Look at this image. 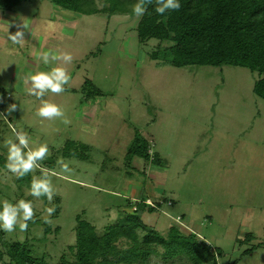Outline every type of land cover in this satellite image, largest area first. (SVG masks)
<instances>
[{"label":"rangeland","instance_id":"1","mask_svg":"<svg viewBox=\"0 0 264 264\" xmlns=\"http://www.w3.org/2000/svg\"><path fill=\"white\" fill-rule=\"evenodd\" d=\"M93 3L98 10L106 6L102 0ZM134 18L105 11L79 14L50 0H23L0 10V154L6 164L5 141L13 137L12 127L22 128L33 142L48 145L42 165L58 173L49 202L30 196V183H18L0 166V200H30L34 220H40L58 198L49 227L59 231L47 234L51 245L43 239L37 249L53 263L59 249L73 244L77 214L100 234L141 207L137 215L147 227L163 233L175 225L219 248V264H264V99L252 91L256 72L230 65L175 67L150 59L147 51L155 41L138 42ZM22 24L29 26L25 38L14 44L7 37ZM42 52L73 56L65 91L44 97L62 108L68 124L37 116L41 101L26 92L29 73L54 66L37 58ZM85 79L98 89L95 94L87 92L91 86L82 89ZM9 104L17 105L10 115ZM135 134L146 140L154 162L150 156L146 163L139 156L128 158ZM60 161L71 171L62 172ZM146 199L156 208L137 205ZM27 231L17 227L3 239L38 236L41 225L29 224ZM136 231L141 238L145 230ZM247 232L252 238L244 240ZM148 264L190 263L184 255L151 254Z\"/></svg>","mask_w":264,"mask_h":264},{"label":"trees","instance_id":"2","mask_svg":"<svg viewBox=\"0 0 264 264\" xmlns=\"http://www.w3.org/2000/svg\"><path fill=\"white\" fill-rule=\"evenodd\" d=\"M23 0H0V10L8 11ZM55 6L71 10L79 14H92L105 11L128 14L135 17L132 28L140 44H146L153 39L147 55L157 62H166L175 67L186 65H222L240 66L256 72L252 91L264 99V0H179V10L166 12L163 15L155 11V0L147 5L144 16L137 18L132 9L137 0H102L106 2L104 9L98 10L93 0H50ZM91 86L87 92L92 95L98 89L85 79L82 89ZM126 154L130 159L139 156L146 163L148 145L145 139L134 135ZM152 162L156 157L152 153ZM0 154V166H5ZM29 174L17 182L31 183ZM44 198V197H42ZM145 200V199H144ZM144 200L137 201L152 210L154 206ZM56 213H58V198ZM140 209H142L140 207ZM124 216L123 221L109 223L98 234L94 226L76 215L73 226L74 241L72 245L59 249V260L56 263L47 259L46 251H38L43 239L50 244L49 232L57 233L58 226L52 230L42 219L29 222L30 225H41L40 235H31L23 240L5 241V232L0 230V262L3 264H148L151 254H158L161 259L184 255L190 264H219L221 255L219 248H212L204 240L192 232H181L178 226L169 225L165 232L154 227H147L137 215L140 210ZM145 230L138 236L136 228ZM29 233V231H27ZM244 240L252 238L247 232ZM31 242H30V241ZM244 240H239L244 241ZM36 243L37 248L33 246ZM45 243V244H46ZM159 246L161 249H157ZM255 246L247 248L243 253H250ZM58 249V248H57ZM66 249V252L64 251ZM70 250V256L67 251ZM213 250V251H212Z\"/></svg>","mask_w":264,"mask_h":264},{"label":"clouds","instance_id":"3","mask_svg":"<svg viewBox=\"0 0 264 264\" xmlns=\"http://www.w3.org/2000/svg\"><path fill=\"white\" fill-rule=\"evenodd\" d=\"M153 0H137L133 6V13L137 18L144 16L147 11V5ZM157 5L155 11L163 15L166 12L179 10L181 7L179 0H155ZM27 24H22L14 33L8 35V39L14 44H22L25 38V31L28 30ZM45 65L54 63V66L48 71L38 70L29 73L24 80L26 92L41 101L36 111V115L47 120L63 118V123L68 124L70 121L66 118L64 111L56 103L45 100L47 93L59 95L65 91V85L69 84L71 76L66 65L71 64L73 56L69 52H62L53 55L49 52H42L37 57ZM17 108L16 104H9L7 113L10 115ZM5 118H7L5 116ZM13 137L5 141L7 149L6 170L14 177L21 179L25 176L39 171L40 175H33L29 188V195L40 199L46 198L49 202L53 201L56 195L52 183V177L58 175L42 165L49 155V147L46 143H36L22 128L11 129ZM61 170L64 173L71 171L69 165L60 161ZM46 215L41 218L45 224L52 225V215L55 213V207L44 209ZM36 209L32 201L21 198L10 201L9 199L0 200V230L6 233H13L17 230L27 231L29 222H34Z\"/></svg>","mask_w":264,"mask_h":264},{"label":"built area","instance_id":"4","mask_svg":"<svg viewBox=\"0 0 264 264\" xmlns=\"http://www.w3.org/2000/svg\"><path fill=\"white\" fill-rule=\"evenodd\" d=\"M146 200H147V201H146L147 204H149V205H151V206H154L153 202L149 201L148 199H146Z\"/></svg>","mask_w":264,"mask_h":264}]
</instances>
